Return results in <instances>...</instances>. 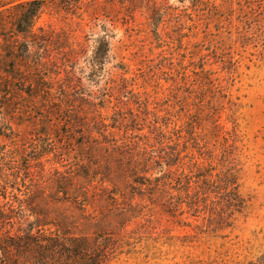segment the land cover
Instances as JSON below:
<instances>
[{"label":"rangeland","instance_id":"1","mask_svg":"<svg viewBox=\"0 0 264 264\" xmlns=\"http://www.w3.org/2000/svg\"><path fill=\"white\" fill-rule=\"evenodd\" d=\"M40 28L58 36L52 78L73 87L0 106V154L14 162L0 188L13 225L0 226V244L60 235L107 241L102 264H264V0H55L43 5ZM102 40L108 55L94 72ZM116 77L122 90L96 106ZM118 102L129 134L153 137L193 187L233 175L241 212L211 225L209 214L173 217L150 201L134 181L144 164L104 144V131L130 137L114 128ZM81 139L92 147L79 148ZM152 168L153 178L167 170ZM57 258L47 263L67 261Z\"/></svg>","mask_w":264,"mask_h":264},{"label":"trees","instance_id":"2","mask_svg":"<svg viewBox=\"0 0 264 264\" xmlns=\"http://www.w3.org/2000/svg\"><path fill=\"white\" fill-rule=\"evenodd\" d=\"M53 1L55 0H0V106L5 109L15 110L18 106L24 105L26 100H41L44 97L43 93H48L51 97L53 91L66 93L73 87L67 81L63 83L52 78L60 75L59 66L52 60L55 50L53 47L59 45L57 34L45 28L35 29L43 5ZM73 53L74 51L71 52ZM67 55L68 52L65 53V56ZM107 55L108 43L102 40L94 58V72L100 70L99 66L103 65ZM64 58L70 61L67 57ZM70 79L71 77L68 76L69 82ZM118 80L123 83L122 78L116 77V80H112L108 91V93L112 92V96L108 94L107 97L99 99L100 103L96 102V106L102 105L101 103H104L103 106H109L113 103L114 91L122 90ZM23 95L25 101L22 99ZM120 103H116L112 108L115 111V123L118 125L120 123V126L114 128L122 130L125 127L126 135L130 137L121 142L115 140L112 135H104V131L103 136L106 141L104 144L110 153L129 155L130 158L127 160L132 167L137 168L144 164L140 169H133L136 175L134 181L143 189V193L150 201L159 200L165 212L173 217L188 214L198 219L202 213L209 214L208 221L211 225L218 220L221 223L227 222L236 211L241 212L245 201L234 182L233 175L217 182L212 180V175L210 179L206 176L204 184L193 187L190 176L184 173L178 175L177 171H173L176 164L166 160L167 154H161L163 150L161 147L158 153V142H154L153 137H138L134 132L129 134L133 129H129L130 126L126 125L125 119L122 118L121 110L118 111ZM145 107L149 108V104L147 103ZM132 115L133 124L138 125V115L133 113ZM151 128L154 132L159 130L154 124ZM77 145L81 149H86L92 147V142L81 139L77 141ZM138 149L142 151L137 152ZM41 150H43L42 146ZM21 151L14 149L12 154L17 156ZM138 156H140L139 160L136 159ZM13 163L11 157L0 154V188L7 186L14 176L8 173L13 169ZM156 166L166 167L167 170L162 171L161 177L153 178L155 173L152 167ZM13 179L18 181L17 177ZM184 180H187V185L183 186ZM172 190H178L185 195L175 196ZM214 193L216 197L213 199ZM8 221V216L0 212V226L13 225ZM111 251L112 248L107 241L93 243L88 239L72 240L60 235L47 239L42 236L36 238L33 234L25 237L9 235L0 244L2 253L0 264H48L50 260H58L57 257L67 259L64 263L61 262L62 264H102L103 259L109 256Z\"/></svg>","mask_w":264,"mask_h":264}]
</instances>
